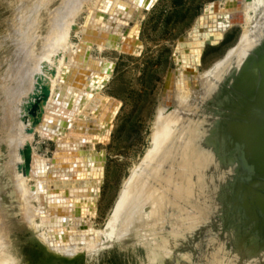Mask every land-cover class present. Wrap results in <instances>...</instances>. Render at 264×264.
<instances>
[{
    "label": "rangeland",
    "instance_id": "rangeland-1",
    "mask_svg": "<svg viewBox=\"0 0 264 264\" xmlns=\"http://www.w3.org/2000/svg\"><path fill=\"white\" fill-rule=\"evenodd\" d=\"M57 1L59 0H0V193H4L5 208L8 209L12 205V208L16 209L13 214L8 215L10 221L5 226L7 231L4 230L1 234L3 243L5 242V246L12 251L17 264H264V13L260 14L249 28L248 35L244 36L246 39L248 36L249 42L245 41L244 37L240 40L242 29L233 25L224 32L223 38L216 45H205L197 70L201 72L210 69L223 60L228 49L239 47L231 57L233 61L236 58L232 69L225 77L219 79L216 89L213 84L210 85L211 82H206L208 77L199 80L197 90L201 91H198L200 94L204 92V95L200 96L197 92L195 101L194 96L191 97L193 106L189 104V100L187 104L184 103L183 106L189 104V108L186 106L189 110L187 113L184 112V107L185 110L182 106L179 107L182 109L181 113L186 115L183 116L179 108V114L177 111H171L174 108L170 109L174 118L165 125L170 130L178 128L179 133L181 130V157L187 151V126L191 124L194 127L196 145L203 155L206 153L204 157L208 158L206 164L202 165V169L209 173L205 183L197 164H192L193 167L189 170L186 166H181L182 171H173L175 178L169 171L171 180L166 177V169H161L164 172H153L156 174L161 171L156 176V181H160L158 178H161L162 173L161 182H170L168 187L173 186L168 188L164 186L165 183L162 185L160 182V188L157 186L143 205L146 226L134 229V232L126 234L120 241L114 240L110 246L93 251L78 250L73 252V255L67 254L65 259L47 255L39 244L30 238V233L19 225L18 198L13 183V166L17 157V141L14 137L18 125L16 111L9 105V98L13 93L9 72L12 49L9 48V43L24 31H29L24 32L26 38H19L27 39L25 43L30 39H40L41 28L48 26L54 17L57 6L54 2ZM215 1L223 5L229 2L153 0L143 10L145 12L139 32L141 53L131 56L115 51L100 52L95 48L91 50L92 55L110 61L111 77L101 89L104 94L113 95L118 99L120 106L111 122L109 141L96 146V150L105 152V159L103 182L95 204L96 214L90 218L89 227H103L123 182L129 178L132 169L150 147L152 121L165 89L168 73L177 66L175 60L179 54V41L199 34L194 28L196 18ZM85 15V8L81 9L76 18L78 24L84 22ZM33 17L34 20L31 19ZM259 27L261 32L258 30L254 34V30ZM24 28L25 30H22ZM14 29L17 32H14ZM249 36L254 38V42L250 43L252 39ZM69 38L76 42L78 35L71 31ZM242 50L246 53L242 54ZM239 55L240 59L237 60ZM247 63L249 65L244 66ZM205 85L206 89L201 90L200 87L204 86V89ZM6 91L11 92V95ZM175 114L178 116L175 117ZM33 146L40 155L48 158L54 149V142L36 136ZM177 172L179 176L181 173V177L177 176ZM183 174L186 176L185 180ZM187 187L192 189L191 198L187 196V191H190ZM176 188L178 192L180 190L176 200L179 209L178 206L171 209L169 207H173L174 202H171L169 194ZM167 194L169 197L165 198ZM167 200L171 202L170 206V203L165 202ZM169 209L175 212L180 210L181 221L176 219L179 213L176 216L175 212L172 213V217ZM164 212L170 216L164 215ZM166 217L170 218V221ZM176 220L177 224L174 223ZM174 226L177 231L169 230ZM171 235L176 236L173 239Z\"/></svg>",
    "mask_w": 264,
    "mask_h": 264
},
{
    "label": "bare ground",
    "instance_id": "bare-ground-1",
    "mask_svg": "<svg viewBox=\"0 0 264 264\" xmlns=\"http://www.w3.org/2000/svg\"><path fill=\"white\" fill-rule=\"evenodd\" d=\"M152 1L59 0L54 2L57 5L54 17L51 18L48 26L41 28L40 39H30L28 43H25L27 39L19 38L26 36V34L24 36L25 31H20L22 35L18 32L19 37L11 39L12 42L9 43V48L12 49V62L9 67L10 87L13 93L11 95V92H8L11 98L9 95L7 97L11 99V104L9 102L8 104L16 111L18 125L14 137L17 141L15 148L17 157L13 166L14 192L15 195L17 194L20 207L17 209L20 214L18 223L30 233V238L38 243L49 256L65 259L67 254L78 250L93 251L110 246L114 240L120 241L126 234L134 232V229L146 226L147 220L142 207L160 185L162 173L161 178H158L160 181H156L155 178L160 174L161 169L168 170L167 173L170 171V175H174L173 178H175L174 172L182 171L181 166H186L189 170L197 164L203 183L208 178L209 173L202 169L204 167L202 165L206 164L208 158L204 157L206 153L203 155L196 145L194 127L191 124L187 126L188 139L185 145L187 151L181 157L182 153L179 152L183 147L180 141L181 130L179 133L178 126L177 129L170 130L165 124L170 119L173 121L171 111L178 112L177 109L180 106L186 109L190 103L193 106L192 103L197 99L195 95L199 91L197 90L199 80L208 77L210 80L207 79L206 82H211L210 85L213 84L215 89L217 88L219 79L225 77L232 69L236 58L233 61L231 57L239 47L228 49L223 60L210 69L206 68L207 70L200 72L197 70V65L203 48L207 44L216 45L223 38L224 32L233 25L242 29L241 40L260 14L264 13V0H229L225 5L215 1L196 18L194 28L199 31V34L179 41V54L175 60L177 66L168 73V87L160 96L152 121L150 147L132 169L129 178L123 182L103 227L97 229L88 226L90 218L96 214L95 204L103 182L104 152L96 150V146L109 141L111 122L120 106L118 99L113 95L104 94L101 89L105 81L111 77L110 61L92 55L91 50L95 48L100 52L115 51L131 56L141 53L139 40L141 19L145 12L143 10ZM84 8L85 20L78 24L76 18ZM28 19H30L29 16ZM31 19L34 20V17ZM20 26L19 24V28ZM16 28L18 29V26ZM259 29L260 27L253 33L255 34ZM13 31L15 32L16 29ZM71 31L78 35L76 42L69 38ZM249 37L252 39L251 43L254 35ZM244 40L249 42L248 36ZM245 41L243 43L247 44ZM243 53L246 52L242 50ZM239 59L240 55L239 58L237 57V60ZM206 82L204 84L208 86ZM42 85L47 88L46 95L42 93ZM206 85L204 89L202 88L204 86L200 89L205 90ZM193 96L194 101L190 99ZM188 100L193 102L190 101L188 105L183 106ZM33 103L36 107L33 113H29ZM172 108L174 109L170 111ZM181 110L179 108L180 113ZM187 111L189 112L187 109L184 112L187 113ZM181 118L185 117L181 116ZM36 136L54 142L50 157L45 158L36 151L33 146ZM25 145L31 147L26 172L23 171L25 160L21 153ZM158 170H161L159 174L153 173ZM178 173L177 176L181 177V173L180 176ZM167 175L169 176V173ZM168 176L166 177L170 178ZM185 177L184 175V180ZM175 180H173L174 183H176ZM164 183V186L168 187L170 182ZM187 188L190 189L187 191V196L191 198L192 189ZM175 190L169 194L172 198L171 202H174L173 207H169L171 202L165 201L170 203L168 207L171 209L178 206L176 200L179 198L180 190L179 192L177 188ZM169 196L167 194L165 198ZM4 197V193H0V264H17L12 251L5 246V242L3 243L1 234L10 221L8 215L16 211L12 205L8 209L5 208ZM189 208L187 209L190 211L191 208ZM179 211L171 210L169 213L171 216L174 212V216L179 213L177 214L179 217H176L179 220L182 213ZM164 215L170 216L166 213ZM167 219L170 221V218ZM178 220L172 223L177 224ZM170 225H172L171 222ZM176 226L168 228L177 231ZM175 236L171 235L173 239Z\"/></svg>",
    "mask_w": 264,
    "mask_h": 264
},
{
    "label": "water",
    "instance_id": "water-1",
    "mask_svg": "<svg viewBox=\"0 0 264 264\" xmlns=\"http://www.w3.org/2000/svg\"><path fill=\"white\" fill-rule=\"evenodd\" d=\"M247 65H249V63H247L244 66H247ZM166 87H168V80L165 83V88ZM42 93H43V95H46L47 94V88L45 87V85H42ZM35 107H36V104L35 103L31 104V107L29 108V113H33ZM30 148L31 147L29 145H25L24 148L21 150V153L23 154L24 160H25V163L23 165V171L24 172L27 171V166H28V162H29V159H30Z\"/></svg>",
    "mask_w": 264,
    "mask_h": 264
}]
</instances>
